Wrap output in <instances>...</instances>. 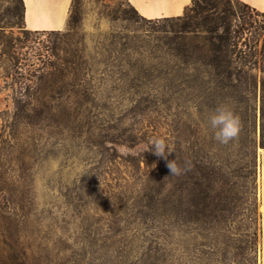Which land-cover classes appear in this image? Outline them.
<instances>
[{
	"label": "rangeland",
	"instance_id": "1",
	"mask_svg": "<svg viewBox=\"0 0 264 264\" xmlns=\"http://www.w3.org/2000/svg\"><path fill=\"white\" fill-rule=\"evenodd\" d=\"M226 3L215 2L241 37L238 48L253 41L259 50L264 16L246 10L244 24L239 3L231 1L233 10ZM15 5L0 0V264L12 255L24 264H259L262 76L253 71L254 87L221 99L196 85L200 69L177 60L178 42L163 33L185 24L202 37L215 28L211 14L201 9L184 22H148L126 0H75L63 30L37 34L11 17ZM72 63L95 88L103 116L95 122L132 128L139 145L99 148L65 119L18 111L15 101L66 103ZM37 70L46 73L40 81ZM220 105L241 123L228 145L208 124ZM153 139L169 151L191 150L204 176L192 194L190 185L177 192L169 222L134 205L145 163L154 167L158 158ZM97 149H115L116 156L101 158ZM135 155L139 169L124 162Z\"/></svg>",
	"mask_w": 264,
	"mask_h": 264
},
{
	"label": "trees",
	"instance_id": "2",
	"mask_svg": "<svg viewBox=\"0 0 264 264\" xmlns=\"http://www.w3.org/2000/svg\"><path fill=\"white\" fill-rule=\"evenodd\" d=\"M200 1L192 0L190 7L180 17L147 21L165 23L184 22L188 19L189 14L196 13L197 10L202 9ZM216 1L203 0L205 6L202 10L211 14V21L215 26L206 35L199 37L193 31L186 30L185 27L188 25L185 26V24L182 29L171 28L169 31H163V33L171 34L173 40L178 42L176 47L177 53L175 55L177 60H189L194 66L200 69L195 79L196 85L205 89L218 91L217 96L220 97L221 95V99L226 97L228 91L254 87L257 82L251 73L253 71L260 72L262 76L260 79L262 90L260 145L264 149V46L258 50L257 42L254 43L252 41L250 44H246L244 41L241 43V47L238 48L241 37L236 36L235 31L231 30V21H228L226 17L220 16L218 5L215 4ZM231 1L227 0L226 4L230 10H233ZM16 3L17 5L14 6L11 12V17L19 19L24 26L23 1L16 0ZM238 3L241 6L240 16L242 20L248 16L245 12L246 10L264 16V14H260L250 7L240 2ZM10 5H13L12 1ZM131 9L137 13L132 7ZM237 9L240 10V8ZM245 22L244 20V24ZM220 31L222 32L220 33ZM36 33L48 34L54 32L42 31ZM69 70V73L72 74L73 81L65 91L68 94L66 103H39L36 106H32L29 103L23 102L24 104L22 105L20 101H15L16 108L19 109L18 111H27V115L33 114L39 119H65L69 122V129L71 131H76L77 136L84 135V137H88L91 140V144L99 148L108 146V144H111L112 147H120L127 144L129 146L139 145L136 138L132 135V128H122L119 125L108 126L104 122H95L98 118L103 117L99 111L101 109H99L96 103L95 88L89 81L81 79L77 73V64L72 63ZM35 72L36 75L34 76L37 81H40L46 75L45 71L40 72V70H37ZM86 72H91V67L87 64ZM31 88L30 86L26 87L25 92L28 93ZM35 90V93L44 91V89L38 88H35ZM132 90L133 88L129 87L125 89V92H132ZM133 92L135 93V91ZM204 98H208V96ZM109 134H112V136H109ZM111 152H113V156L115 157V149H97L100 157L108 160L112 159ZM170 152L166 159L158 157L154 163V167L152 164L149 165V162L145 163L147 170L141 174L142 177L139 179L141 188L134 202L135 207L141 209L143 216L146 217L149 214L161 216L166 221L168 220V222L174 217L175 206L178 198H180L177 192L183 186L190 185L191 188L188 194H192L195 188L202 185L200 181L204 177L201 168L197 165V157L191 150L182 151L180 149H174ZM173 160H175L181 169L179 175H171L167 167V163ZM124 162L139 169L140 158L138 155L132 156L129 160H124ZM4 264L24 263L16 262L15 256L12 255L9 262H5Z\"/></svg>",
	"mask_w": 264,
	"mask_h": 264
},
{
	"label": "crops",
	"instance_id": "3",
	"mask_svg": "<svg viewBox=\"0 0 264 264\" xmlns=\"http://www.w3.org/2000/svg\"><path fill=\"white\" fill-rule=\"evenodd\" d=\"M24 28L32 32L63 30L73 0H22ZM146 20L180 17L192 0H126ZM264 14V0H236ZM258 184V262L264 264V151L259 157Z\"/></svg>",
	"mask_w": 264,
	"mask_h": 264
},
{
	"label": "clouds",
	"instance_id": "4",
	"mask_svg": "<svg viewBox=\"0 0 264 264\" xmlns=\"http://www.w3.org/2000/svg\"><path fill=\"white\" fill-rule=\"evenodd\" d=\"M208 124L213 130V138L221 145H228L235 141L241 131V123L238 116L227 105L218 106L208 118ZM154 147V154L166 159L171 152L168 145L162 139H153L149 142V147ZM148 147V149H149ZM171 175H179L180 167L175 160L167 163Z\"/></svg>",
	"mask_w": 264,
	"mask_h": 264
}]
</instances>
